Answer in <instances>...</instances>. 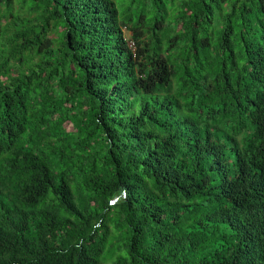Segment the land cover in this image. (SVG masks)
<instances>
[{
  "label": "trees",
  "instance_id": "trees-1",
  "mask_svg": "<svg viewBox=\"0 0 264 264\" xmlns=\"http://www.w3.org/2000/svg\"><path fill=\"white\" fill-rule=\"evenodd\" d=\"M0 264H264V0H0Z\"/></svg>",
  "mask_w": 264,
  "mask_h": 264
},
{
  "label": "rangeland",
  "instance_id": "rangeland-1",
  "mask_svg": "<svg viewBox=\"0 0 264 264\" xmlns=\"http://www.w3.org/2000/svg\"><path fill=\"white\" fill-rule=\"evenodd\" d=\"M116 253H114V255H115Z\"/></svg>",
  "mask_w": 264,
  "mask_h": 264
}]
</instances>
